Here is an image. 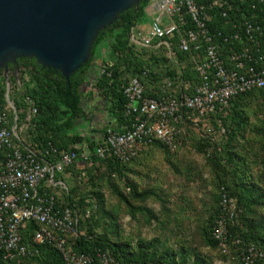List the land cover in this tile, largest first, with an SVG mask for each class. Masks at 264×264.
Here are the masks:
<instances>
[{
  "label": "built area",
  "instance_id": "obj_1",
  "mask_svg": "<svg viewBox=\"0 0 264 264\" xmlns=\"http://www.w3.org/2000/svg\"><path fill=\"white\" fill-rule=\"evenodd\" d=\"M149 7L147 30L133 28L131 44L170 61L178 62V53L186 55L185 66L193 64L197 78L192 89L190 81L169 78L147 96L148 72L132 75L124 88L128 124L121 130L108 129L93 152L86 143L66 150L51 143L38 148L31 141L38 116L34 100L18 97L21 107L16 108L15 95L23 94L22 80L28 79L31 68L17 64L8 72L0 70V259L5 264H36L43 247L58 251L65 264H93L71 241L80 235V217L67 205L58 207L55 190H67L58 176L78 164L99 166L113 159L128 165L155 142L171 146L184 123L206 125L219 117L224 134L223 119L232 101L264 89L263 28L247 19L230 33L211 27L216 16L228 18L229 0H150ZM112 67L105 60L99 74L111 77ZM236 217L237 204L223 191L214 240L221 248L234 249L242 264H263V249L232 235ZM31 225L36 229L26 242ZM98 258L100 264H118L110 250L99 252Z\"/></svg>",
  "mask_w": 264,
  "mask_h": 264
},
{
  "label": "rangeland",
  "instance_id": "obj_2",
  "mask_svg": "<svg viewBox=\"0 0 264 264\" xmlns=\"http://www.w3.org/2000/svg\"><path fill=\"white\" fill-rule=\"evenodd\" d=\"M147 54H126L121 60L143 62L157 72L148 86L154 92L169 78L190 81L192 89L187 60L162 57L151 64L154 59ZM102 58L116 61L117 56L106 48ZM135 73L126 69L125 81ZM86 99L73 132L83 138L104 128L99 122L107 115L103 100L99 99L102 110L97 116L89 112ZM226 120L224 134L216 118L206 125L184 123L171 146L151 145L124 167L102 165L93 178L84 175L88 165L82 164V175H74L77 210H90L92 215L83 233L123 245L127 256L142 264H242L234 249L210 242L211 226L220 195L229 189L237 195L230 197L237 204L236 223L244 232L254 229L264 241V92L235 100ZM242 198L248 203H240Z\"/></svg>",
  "mask_w": 264,
  "mask_h": 264
},
{
  "label": "trees",
  "instance_id": "obj_3",
  "mask_svg": "<svg viewBox=\"0 0 264 264\" xmlns=\"http://www.w3.org/2000/svg\"><path fill=\"white\" fill-rule=\"evenodd\" d=\"M211 1L213 0H199L200 3H209ZM229 2L231 4V10L228 12V18L224 19L220 16H216L211 24L212 29L220 30L223 33H230L233 31L235 26H239L243 20L247 19L251 22L259 24L264 30V0H229ZM149 4L150 1L142 0L138 8L134 7L131 10L124 12L111 27L103 30L93 46L91 59L76 73H74L70 77L69 81L62 75L61 72L51 68H43L35 59L23 58L18 60L19 65L31 68V70L27 76L28 79L24 77L22 80L24 84L23 94L15 95L17 98L16 108L19 109L21 107L19 98L22 99L23 97L29 96L34 100L38 108V116L33 122L36 126V130L31 133V141L34 142V144H37L38 148H42V150H44V148L46 149L51 143L59 149L66 150L75 144L86 143L89 149L94 151L98 143L102 141L108 129L113 128L121 130L126 124H128V120L124 112L127 103V99L124 95V88L126 87L128 81H125L127 79L123 75L126 69L132 73L136 72L135 75L141 74L145 71L148 72L149 76L146 81V95H154V90L152 91L148 88V86L149 83L157 79V72L149 69L147 67L148 65L143 66V62L135 63L132 60H121V57L126 54L135 55V57L148 55L146 50L138 49L136 46L131 44V33L133 28H135L138 24L147 22L148 18L146 10ZM176 41L177 38L174 42ZM262 43L264 44V38ZM106 48L110 49L111 52L117 56V59L116 61L109 60V62L113 64V67L108 70V73H112L111 77L108 74H98L95 88L99 99L105 102V110L113 125H106L104 128L93 131L92 135L83 138L79 135L73 134L75 131L76 119L82 117L84 114L82 106L84 90L86 89V84L88 83L97 62H105L102 55ZM150 57L152 60L154 59L151 64L159 63L160 58L154 57L153 55ZM178 58L180 60L188 59L186 55L181 53H178ZM121 61L124 64H121ZM187 67L190 68L192 74L187 73L188 76H186V78L193 81L196 80L197 74L194 71V65L189 64ZM258 92H264V89L255 90L241 95L235 100ZM235 100L232 101V105ZM218 118L219 117H216V119ZM226 119H223V125L225 126L227 122ZM154 144L162 143L155 142ZM93 161V163H96V158H93ZM102 165L116 167L126 166L119 164L117 161L115 162L113 159H110L99 166L93 164L89 167V170H87L89 178H93L94 173L97 171L96 168H99ZM74 167L75 165L66 171H70V169H73ZM227 191L226 193L229 197L237 196L236 193L231 192L230 190L229 192ZM222 194L223 192L220 195L219 203L221 201ZM242 199L243 201L241 200L240 203H248L245 198ZM57 204L58 207L67 205L76 210L78 213L80 217L78 225L80 235L71 241L79 253L89 255L93 259V264H100L98 253L106 250H110L112 252L118 264H142V262L134 261L127 256L123 245L112 243L108 238L103 236L94 235L93 233L88 232L83 233L82 229L85 225V221L92 215L87 217L84 209H82L83 214H80L79 212L81 210H77L78 205H75L74 201L70 200L67 204H63L61 199L57 196ZM219 212L220 204L216 214L217 216H215V220L211 226L210 242L216 246L218 243L213 237V227ZM240 226L241 223L238 222H235L230 226L232 235L242 238L247 243H253L264 250V241L254 233V229L244 232L242 229L243 227L241 228ZM35 229V225H31L29 227L28 231L25 233L24 240L26 242L31 240ZM40 251V255L34 260L36 264L40 263L42 260H44L47 264H65L61 254L55 249L43 247ZM0 264H5V262L0 259Z\"/></svg>",
  "mask_w": 264,
  "mask_h": 264
},
{
  "label": "water",
  "instance_id": "obj_4",
  "mask_svg": "<svg viewBox=\"0 0 264 264\" xmlns=\"http://www.w3.org/2000/svg\"><path fill=\"white\" fill-rule=\"evenodd\" d=\"M141 1L0 0V70L35 59L69 81L91 59L101 32Z\"/></svg>",
  "mask_w": 264,
  "mask_h": 264
},
{
  "label": "crops",
  "instance_id": "obj_5",
  "mask_svg": "<svg viewBox=\"0 0 264 264\" xmlns=\"http://www.w3.org/2000/svg\"><path fill=\"white\" fill-rule=\"evenodd\" d=\"M149 9H150V7L148 6L147 10H149ZM147 18H149V17L147 16ZM147 27H148V20H147V22L145 24L139 25V28L140 29H143V30H147ZM105 60H108V59H105ZM100 65H101V63L99 61V63H97V65L93 69V73H92V75H91L88 83L86 84V89L84 90V98H83V99H86V98L89 97L88 99H86L87 101H90L89 112L91 114L93 113V114H95L97 116L100 115L99 113H101L102 108L99 106L101 104L99 103L100 100H99V97H98L97 90L95 88V84H96L98 75H97V77H95L94 76V73H95V70H97V74H99ZM82 102H83V100H82ZM98 111H100V112L98 113ZM100 117H102V116H100ZM103 122L105 123V126L106 125L107 126H112L113 125L112 122H111L110 117L108 116V114L107 115L105 114L101 118V120L99 122V125L101 123H103ZM84 144L85 143H79V144H75L74 146L76 148H83V147H85ZM87 167H86L87 169L85 170L86 174L84 173V175H88L87 174V170H89V167L90 166H87ZM83 169H84V167L82 168V164H78L73 169H70V171H66L64 174L58 176V179L61 182H63L65 184L66 188H67L66 191H62V190H58V189L55 190L56 195L61 199V202L63 204H67L70 200L71 201H74L75 202V205H78L79 204V201L77 200L78 197H76L77 194L74 193V191H75L74 190L75 189L74 179L77 178L76 177L77 174L82 175V173L80 171L83 170ZM74 175H76V176H74Z\"/></svg>",
  "mask_w": 264,
  "mask_h": 264
},
{
  "label": "flooded vegetation",
  "instance_id": "obj_6",
  "mask_svg": "<svg viewBox=\"0 0 264 264\" xmlns=\"http://www.w3.org/2000/svg\"><path fill=\"white\" fill-rule=\"evenodd\" d=\"M17 64L19 65V61H17ZM12 67H13L12 65L9 66L10 69H11Z\"/></svg>",
  "mask_w": 264,
  "mask_h": 264
}]
</instances>
